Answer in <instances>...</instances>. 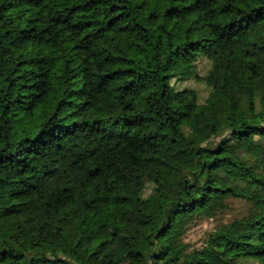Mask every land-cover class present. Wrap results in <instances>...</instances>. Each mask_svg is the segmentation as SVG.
<instances>
[{"label":"trees","instance_id":"1","mask_svg":"<svg viewBox=\"0 0 264 264\" xmlns=\"http://www.w3.org/2000/svg\"><path fill=\"white\" fill-rule=\"evenodd\" d=\"M0 264H264V0H0Z\"/></svg>","mask_w":264,"mask_h":264},{"label":"rangeland","instance_id":"2","mask_svg":"<svg viewBox=\"0 0 264 264\" xmlns=\"http://www.w3.org/2000/svg\"><path fill=\"white\" fill-rule=\"evenodd\" d=\"M80 180V177L75 173L59 172L54 176L48 177L45 182L49 183H63L70 184ZM246 205L241 200H235L232 208L222 216L218 218H209L197 222L192 226L186 235V240L192 245L200 246L204 242V239L208 231L214 229L219 222H227L229 219L241 216L246 212Z\"/></svg>","mask_w":264,"mask_h":264}]
</instances>
